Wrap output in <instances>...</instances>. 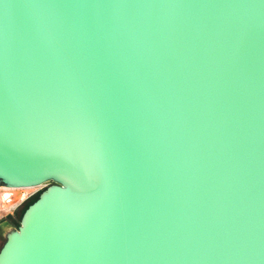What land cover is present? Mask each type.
Segmentation results:
<instances>
[{
    "label": "water",
    "instance_id": "95a60500",
    "mask_svg": "<svg viewBox=\"0 0 264 264\" xmlns=\"http://www.w3.org/2000/svg\"><path fill=\"white\" fill-rule=\"evenodd\" d=\"M48 183L0 264H264V0H0V186Z\"/></svg>",
    "mask_w": 264,
    "mask_h": 264
},
{
    "label": "rangeland",
    "instance_id": "374dc122",
    "mask_svg": "<svg viewBox=\"0 0 264 264\" xmlns=\"http://www.w3.org/2000/svg\"><path fill=\"white\" fill-rule=\"evenodd\" d=\"M50 185L52 183L41 188L27 190L26 198L23 197L25 191L8 190L0 186V249L8 233L20 226L21 218L28 206Z\"/></svg>",
    "mask_w": 264,
    "mask_h": 264
},
{
    "label": "built area",
    "instance_id": "2783aa9c",
    "mask_svg": "<svg viewBox=\"0 0 264 264\" xmlns=\"http://www.w3.org/2000/svg\"><path fill=\"white\" fill-rule=\"evenodd\" d=\"M36 189V188H34ZM8 190H22V191H26V190H29V189H8ZM26 192L24 193L23 197L26 198Z\"/></svg>",
    "mask_w": 264,
    "mask_h": 264
},
{
    "label": "bare ground",
    "instance_id": "6f19581e",
    "mask_svg": "<svg viewBox=\"0 0 264 264\" xmlns=\"http://www.w3.org/2000/svg\"><path fill=\"white\" fill-rule=\"evenodd\" d=\"M5 190H7V189H5ZM25 192H27V190Z\"/></svg>",
    "mask_w": 264,
    "mask_h": 264
}]
</instances>
